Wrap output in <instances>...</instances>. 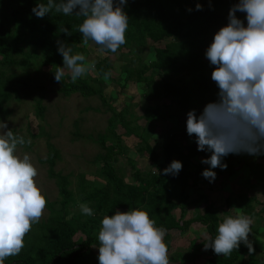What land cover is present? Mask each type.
<instances>
[{
  "label": "trees",
  "instance_id": "trees-1",
  "mask_svg": "<svg viewBox=\"0 0 264 264\" xmlns=\"http://www.w3.org/2000/svg\"><path fill=\"white\" fill-rule=\"evenodd\" d=\"M36 3H47V0H0V115L6 113L4 105L13 97L18 100L22 95L30 96L34 90L45 89L36 85L38 76L31 75L27 70L30 62L39 68L50 67L51 74H54L57 66H63L62 56L57 52L58 40L69 44L73 54H85L88 46L83 45L76 31L83 17L65 16L53 10L49 16L40 19L31 11ZM197 3L202 10H196ZM235 3L237 0H127L124 6L129 17L126 44L115 53L128 62L121 70L123 83L119 84L120 80L111 76L103 78L104 72H111L113 68L108 57L115 54L110 52L96 61L95 72L78 79L76 83L70 80L66 82V73L60 83L59 92L62 95L69 97L78 93L84 98L96 96L103 107L111 112L104 132L98 136H83L78 129L72 133L103 149L94 158L100 164L94 173V180H88L86 175L81 174L77 189H70L71 175H62L53 170L59 152L48 144L47 159L41 162L49 166L48 177L57 185L59 200L51 202L46 198L48 218L32 226L20 254L7 258L4 264H98L101 220L117 210L125 212L142 208L147 211L157 227L167 230L164 240L168 250L172 241L168 232L186 231L192 223L201 224L208 237H215L216 228L223 218L219 217L213 202H207V196L201 189V186L212 188V182L202 176V171L209 165L199 161L210 156V152L198 151L195 137L186 133V114L194 109L199 115L206 103L217 98L218 89L211 80L213 66L204 53L214 33L228 23L229 9ZM235 15L246 26L245 14L238 11ZM62 25L68 27L71 36L60 32ZM148 41L153 44L163 42V46L155 47L153 59L144 63L141 53ZM95 47L98 48L97 45ZM13 66H20L23 71L20 74H6ZM39 68L35 67L34 72L38 73ZM129 81L142 86L141 96L146 103L160 104L154 108L145 106L138 117L130 112V105L117 110L111 103L108 104L103 93L105 83L113 82L122 89ZM43 114L44 108L37 99L36 115L41 118ZM166 119L182 125L179 130L186 140L182 143L171 137L160 146L156 142L154 146L150 145L144 133ZM141 120L144 126L139 125ZM118 126L124 131L122 135L138 139L134 152L150 165L148 170H139L135 167L136 161L128 158L126 163L133 170L128 180L123 170L114 166L117 154L126 155L130 151L122 144ZM248 159L264 162V155L229 154L223 159L227 164L226 170L212 169L216 173L215 179L220 176L237 177L234 167ZM173 160L182 163V170L176 176L162 174V170ZM252 187L247 181L246 191ZM188 188L194 190L195 197L186 192ZM246 191L232 192L224 198L227 215L234 209H240L252 219L259 216L260 211L255 212L253 207L256 199L249 197ZM197 200L205 203L204 208L199 213L196 209L195 215L184 220L187 207ZM80 203L88 204L94 215H83L80 208L76 213L69 211V207L78 208ZM177 210L179 215H176ZM251 236L252 233L249 239ZM251 245V253L246 245L241 244L227 258L208 249L207 264H236L245 260V264L255 263L254 254L258 250L255 244ZM192 248L197 247L194 245ZM244 255L246 258H243Z\"/></svg>",
  "mask_w": 264,
  "mask_h": 264
},
{
  "label": "clouds",
  "instance_id": "clouds-1",
  "mask_svg": "<svg viewBox=\"0 0 264 264\" xmlns=\"http://www.w3.org/2000/svg\"><path fill=\"white\" fill-rule=\"evenodd\" d=\"M127 0H47L36 3L32 13L40 19L54 10L65 16L83 17L76 31L83 45L93 43L99 53H117L126 44L129 17L124 11ZM196 10H202L197 3ZM192 11V9H188ZM245 14V24L236 12ZM228 23L213 35L205 57L213 66L211 80L217 86V98L208 102L199 115L190 110L186 116V133L195 137L198 151L210 152L201 163L209 165L202 176L210 183L216 173L226 170L224 157L229 154L264 155V0H237L228 12ZM60 32L72 33L62 25ZM57 52L63 66H57L54 79L61 83L67 74L72 83L96 71V61H87L83 53L73 54V48L57 41ZM111 72L105 71L104 79ZM0 264L19 255L25 247V237L43 216L47 199L37 185L39 172L28 153L18 155L19 147L30 145L27 140L0 121ZM182 163L173 160L162 170L176 176ZM83 215H94L86 203L79 204ZM253 221L243 212L224 215L214 238L208 237L204 250L230 257L241 244L253 251L249 242ZM167 230L142 208H133L105 215L98 232V264H171L164 240Z\"/></svg>",
  "mask_w": 264,
  "mask_h": 264
},
{
  "label": "rangeland",
  "instance_id": "rangeland-1",
  "mask_svg": "<svg viewBox=\"0 0 264 264\" xmlns=\"http://www.w3.org/2000/svg\"><path fill=\"white\" fill-rule=\"evenodd\" d=\"M157 46H163V42L153 44L148 41L145 44L141 53L144 56V63H148L153 59L154 48ZM124 51L127 52V50ZM84 55L87 61H98L106 56L99 53L93 43L85 48ZM108 59L113 66L111 77L120 80L119 84H122L124 74H121V70L123 66L128 64L127 60L119 54L109 56ZM36 63L39 64L38 61ZM29 66L27 70L31 72V75L38 76L36 85L43 86L45 89L43 91L34 90L30 96L22 95L18 100L13 97L7 101L4 105L6 113L0 115V121H5L7 128L11 129L15 135L23 136L26 140L31 138L32 143L19 147L17 154L28 153L31 156L32 163L39 172L35 181L45 197L54 202L59 200V191L55 181L48 177V164L41 162L47 159L48 144L54 146L59 152V159L56 160L53 170L60 172L62 175L70 174V189L75 191L81 174L86 175L88 180H94V173L100 167V164L95 162L94 158L98 153L103 152V149L96 143L82 136L77 137L72 133L75 129H78L83 136H98V134L104 132L111 112L103 107L100 99L96 96L84 98L78 93H73L69 97L62 95L59 92L61 85L55 81L50 67L42 66L39 68L34 62H30ZM35 67L40 69L38 73L34 72ZM22 71L23 68H20V66H13L9 68V72H6V74L10 72L20 74ZM65 72L67 73V69ZM69 80L68 75L66 82ZM32 84L35 83L32 82ZM142 92V86L132 81L127 82L122 89L113 82H106L103 90L106 100L109 101L108 104L111 103L110 105L117 110L125 105H130V112L137 117L142 115L145 106L148 105L149 108H154L160 104L158 102L146 103L141 96ZM37 99L41 101V106L44 108V114L41 118L36 115ZM138 123L144 126L142 120ZM181 127V124L166 119L157 122L155 128L152 129L153 131L148 129L144 133L145 139L152 146L155 145L154 142L157 143V146H160L162 143L169 141L171 137L183 143L186 138L181 136L182 133L179 130ZM117 132L121 135L122 144L130 151L126 155L117 154V161L114 166L122 169V173L125 174L128 180L130 172L133 171L126 163L128 158L136 161L135 167L139 170H148L150 165L146 159L138 157L134 152L135 146L139 143L138 139L134 136L126 137L122 135L124 131L120 126L117 127ZM202 159L200 158L199 161ZM234 168H236L237 177L233 175L232 177L220 176L211 183L212 188L208 189L201 186V189L207 196V202H213L219 217L223 218L224 215H227L224 198L232 192L246 191L247 181L249 186H253L246 191V194L256 199L253 207L255 212H260L259 216L252 219V236L249 242L255 244L258 251L254 254L256 262L250 264H264V162L248 159ZM186 192L194 197L196 195L191 188H188ZM197 201L187 207L188 210L184 220L195 215L197 213L196 209H198V213L202 211L205 203L200 200ZM78 209L79 207H69L71 213H76ZM238 212H240V209H234L230 215H235ZM176 215H179L178 210ZM48 216L49 211L45 208L40 220H45ZM168 233L172 237L168 250L171 264H207V250H204V243L208 235L201 224L192 223L186 231L172 230ZM194 245L197 248H192ZM246 262L245 260L236 264H245Z\"/></svg>",
  "mask_w": 264,
  "mask_h": 264
}]
</instances>
